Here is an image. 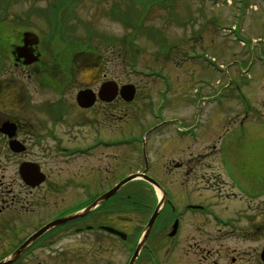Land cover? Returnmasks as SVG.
Returning a JSON list of instances; mask_svg holds the SVG:
<instances>
[{"label": "flooded vegetation", "instance_id": "1", "mask_svg": "<svg viewBox=\"0 0 264 264\" xmlns=\"http://www.w3.org/2000/svg\"><path fill=\"white\" fill-rule=\"evenodd\" d=\"M39 1L0 0V263L130 264L141 244L134 264H264V165L242 169L220 129L179 126L138 83L93 73L94 50ZM131 211L149 213L136 243Z\"/></svg>", "mask_w": 264, "mask_h": 264}, {"label": "rangeland", "instance_id": "2", "mask_svg": "<svg viewBox=\"0 0 264 264\" xmlns=\"http://www.w3.org/2000/svg\"><path fill=\"white\" fill-rule=\"evenodd\" d=\"M114 6L127 13L129 24L112 15ZM58 12L51 13L50 25L73 26L66 40L98 49L93 73L138 83L144 99L171 106L163 117L179 126L220 129L217 144L240 155L242 169L264 165V0H74ZM234 108L241 115L229 125ZM141 181L129 185L148 196ZM148 216L131 211L134 243ZM116 254L113 259L125 256Z\"/></svg>", "mask_w": 264, "mask_h": 264}, {"label": "water", "instance_id": "3", "mask_svg": "<svg viewBox=\"0 0 264 264\" xmlns=\"http://www.w3.org/2000/svg\"><path fill=\"white\" fill-rule=\"evenodd\" d=\"M112 82H110V81H108V82H105V83H103V85L101 86V89L103 90V89H106V88H109L110 87V84H111ZM135 85H133V84H126V85H124L123 87H122V90L123 91H128V92H130V94L131 95H134V93H135ZM93 103H94V95H93ZM138 175H140V174H134V175H130V176H128V177H126L124 180H122L121 181V183H119V184H117L115 187H113L111 190H109V191H107L106 193H103V195L100 197V198H98L92 205L94 206L96 203H98V202H100V201H102V200H105V199H107L108 197H110L111 196V194L113 195L119 188H120V186L123 184V183H125V182H127V181H129V180H131V179H133V178H135L136 176H138ZM151 180V179H150ZM153 180V179H152ZM151 180V181H152ZM154 182V181H153ZM164 197H165V194L164 193H161V200L159 201V203H158V205H157V207L155 208V210L153 211V214H152V216L150 217V219H149V222H148V225H147V232H148V230L151 228V226L153 225V223H154V221H155V219H156V217L158 216V214H159V212L158 211H160V208H161V206H162V204H163V200H164ZM140 249H141V244L137 247V249L135 250V254H133V256H132V258H131V261H130V264H134V262L136 261V258H137V256L139 255L138 253L140 252ZM19 252V251H18ZM17 252V253H18ZM16 257V256H15ZM14 258V256L12 257V259ZM264 258V257H263ZM12 259L10 258V259H8V260H4V261H2L0 264H9L11 261H12Z\"/></svg>", "mask_w": 264, "mask_h": 264}, {"label": "trees", "instance_id": "4", "mask_svg": "<svg viewBox=\"0 0 264 264\" xmlns=\"http://www.w3.org/2000/svg\"><path fill=\"white\" fill-rule=\"evenodd\" d=\"M143 1V0H142ZM67 4V1L66 0H55V4H53L52 6H51V10H56V11H61V7H65V6H67L66 5ZM143 4H144V2H143ZM146 6V5H145ZM113 11H114V13H112V15H114V14H117V15H120V17L122 18V20L125 22V23H127V24H129V21H128V19L126 18L127 17V13H125V14H122L121 12H120V9H118L117 8V6H114V9H113ZM128 11H129V9H128ZM140 16V15H139ZM139 16H138V18H139ZM128 21V22H127ZM93 50L94 51H96V50H98L96 47H93ZM98 56H101L102 57V55L100 54V55H98ZM100 58V57H99ZM97 62H99V61H97Z\"/></svg>", "mask_w": 264, "mask_h": 264}]
</instances>
